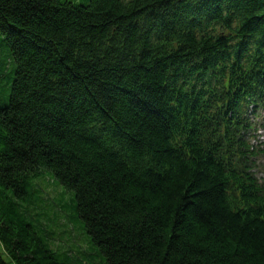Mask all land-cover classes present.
I'll list each match as a JSON object with an SVG mask.
<instances>
[{
	"label": "trees",
	"instance_id": "obj_1",
	"mask_svg": "<svg viewBox=\"0 0 264 264\" xmlns=\"http://www.w3.org/2000/svg\"><path fill=\"white\" fill-rule=\"evenodd\" d=\"M263 73L264 0H0V264H264L215 153Z\"/></svg>",
	"mask_w": 264,
	"mask_h": 264
},
{
	"label": "rangeland",
	"instance_id": "obj_2",
	"mask_svg": "<svg viewBox=\"0 0 264 264\" xmlns=\"http://www.w3.org/2000/svg\"><path fill=\"white\" fill-rule=\"evenodd\" d=\"M45 186H46L45 188L47 192V199L49 201L64 202L67 205L70 203V200H71L70 193H64L61 187L52 186V184H47ZM66 210L68 213L71 212L70 207H67ZM74 225L77 228V230L73 225L68 223L66 217L63 220H61L58 225L57 233L55 230V233H56L55 241L59 245L65 246V245L71 244L72 246L81 247L82 249L85 250L87 247V244L84 240L85 237L83 238L84 235L82 236L83 231L79 229V227L77 226L78 224H74ZM67 239L68 241H65Z\"/></svg>",
	"mask_w": 264,
	"mask_h": 264
}]
</instances>
